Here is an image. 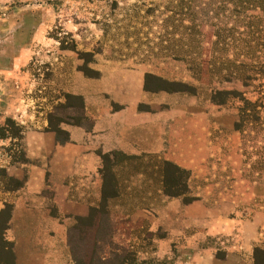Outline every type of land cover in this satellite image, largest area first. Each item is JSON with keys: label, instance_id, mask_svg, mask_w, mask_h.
Returning a JSON list of instances; mask_svg holds the SVG:
<instances>
[{"label": "rangeland", "instance_id": "rangeland-1", "mask_svg": "<svg viewBox=\"0 0 264 264\" xmlns=\"http://www.w3.org/2000/svg\"><path fill=\"white\" fill-rule=\"evenodd\" d=\"M238 7L234 0H0L1 127L7 119L24 131L44 123L50 131L61 123L88 127V99L93 110L132 113L135 122L139 115L156 117L164 133L166 147L158 155H112L120 174L121 199L114 202L125 209H110L107 200L93 217L78 219L68 233L71 264H120L127 255L139 264H164L154 256L150 230L169 198L207 197L225 212L234 209L236 221L264 211V179L251 182L244 173L242 138L234 130L238 104L212 101L214 90L241 86L222 78L200 83L174 58L190 33H242ZM236 39L231 44H264ZM181 83L196 94L180 91ZM15 135L0 138V261L15 256L6 200L23 187L19 169L27 163L22 136ZM165 161L182 172H163ZM114 164L107 165V193L115 191ZM165 178L184 195L167 196Z\"/></svg>", "mask_w": 264, "mask_h": 264}, {"label": "crops", "instance_id": "crops-1", "mask_svg": "<svg viewBox=\"0 0 264 264\" xmlns=\"http://www.w3.org/2000/svg\"><path fill=\"white\" fill-rule=\"evenodd\" d=\"M85 103L90 125L61 123L64 139L45 123L23 133L27 163L19 171L24 184L8 192L6 200L12 208L9 233L16 264H71L69 230L103 204L112 155L132 159L158 155L166 147L158 118L139 115L143 122H135L132 113L93 110L88 99ZM112 172L117 196L108 199V208L125 209L114 202L121 199L116 164ZM158 209L150 231L154 256L164 264H255V249H264V211L236 221L234 209L225 212L207 197L192 202L169 198ZM49 247L56 254H47Z\"/></svg>", "mask_w": 264, "mask_h": 264}, {"label": "trees", "instance_id": "trees-1", "mask_svg": "<svg viewBox=\"0 0 264 264\" xmlns=\"http://www.w3.org/2000/svg\"><path fill=\"white\" fill-rule=\"evenodd\" d=\"M234 1L240 4V7L235 9L234 14L238 18L242 17L246 23L242 33H226L224 31L213 34L190 33L184 39L187 41L185 50L184 46H177L176 49H180L178 55L174 54V58L185 62L192 77L200 83L213 81L214 78H222L223 81L234 79V84L241 86V89H236L234 92L214 90L212 101L222 106L227 104L229 99H234V102L238 104L234 130L242 138L245 177L251 182L259 183L264 179V44L240 46L234 45V42L231 44V40H237L236 37L238 40L247 37L253 41H264V0ZM223 54L228 58L227 60L224 59ZM216 56H219L220 60H217ZM230 57L234 60L229 59ZM181 87L180 91L196 94V89L187 84L181 83ZM16 132L23 137V128L18 127L11 119H7L4 127L0 126L1 139L7 138L8 135L16 136ZM53 132L59 134L62 131ZM162 167L163 172L169 171L170 168H173L177 173L182 172L180 168L166 161L163 162ZM106 173L104 174L105 185ZM163 185L164 192L169 197L184 195L169 179L165 178ZM115 196H117L116 191L107 193L104 188V202ZM186 202H190V199ZM11 211L12 208L10 209L9 220ZM93 212L95 210L90 212V218L94 216ZM3 246L5 245L3 244ZM263 257L264 249L256 248L255 264H263ZM15 261V256L11 255L10 260L0 261V264H15ZM119 263L139 264L128 255L120 258ZM141 264L149 263L143 262Z\"/></svg>", "mask_w": 264, "mask_h": 264}]
</instances>
